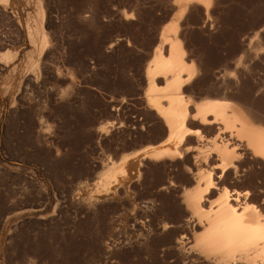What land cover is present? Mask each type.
Segmentation results:
<instances>
[{
    "label": "rangeland",
    "instance_id": "374dc122",
    "mask_svg": "<svg viewBox=\"0 0 264 264\" xmlns=\"http://www.w3.org/2000/svg\"><path fill=\"white\" fill-rule=\"evenodd\" d=\"M200 5L178 18L174 0H0V264H211L191 247L201 229L181 204L193 187L182 166L142 160L131 198H90L118 157L163 138L144 75L172 20L201 71L234 73L236 88L252 80L264 117V0ZM243 162L236 178L214 177L204 208L224 188H264V161Z\"/></svg>",
    "mask_w": 264,
    "mask_h": 264
},
{
    "label": "bare ground",
    "instance_id": "6f19581e",
    "mask_svg": "<svg viewBox=\"0 0 264 264\" xmlns=\"http://www.w3.org/2000/svg\"><path fill=\"white\" fill-rule=\"evenodd\" d=\"M174 2L178 5L175 12L178 18L183 16L189 4H204L206 8L208 4V0H174ZM178 32L177 20H172L165 29L163 27L160 41L154 48L144 75L146 79L144 97L148 108L158 119L155 129H158L160 134L155 141L163 138L156 145H147L133 153L118 157L116 162L106 168L100 181L94 183L95 187L90 198L98 201L109 196L131 198L129 188L141 175L139 167L142 160L167 159L170 162L167 161L169 167L182 166L184 175H188L193 183L190 190L181 193V204L188 213L187 220L201 229L197 234H194L197 232L196 229L193 230L195 232H192L194 238L191 247H196L202 257L211 264H264L263 186L254 185L251 188L249 187L251 183H246L242 191L235 189L230 191L224 188L215 197L216 199H213L214 201L209 202L208 208L203 207L206 205V195L218 187L219 182L216 178L220 180L236 178L239 169L244 165L245 156L249 155L255 161L256 159L264 161V126L262 125L264 117L261 113L258 114L259 109L256 111L253 109L256 108L255 100L258 99L253 97L252 100V94L257 88L250 83L252 80L247 81L248 83L245 80L244 88H236L237 78L234 77V73L231 74L226 70L210 72L213 70L204 68L201 71V67L199 68L191 59L192 54L189 55L188 46L186 47L183 38L178 36ZM249 41L251 42V39ZM247 48L245 51L253 52V55L258 50L252 51L254 48L249 45ZM240 49L244 48L240 47ZM233 50L235 53L237 49ZM207 52H210L209 57H212L214 62L218 61L219 54L211 53L210 49ZM240 57L231 62L234 68L240 66V61L243 60ZM253 57L255 58V55ZM253 57L251 58L254 59ZM226 60L225 58V62L229 59ZM233 77L235 81L232 80ZM248 105L250 107H247ZM192 140L194 142L206 140V145L191 146L189 144ZM188 158L192 159L195 169L184 167L183 161L175 162L177 159ZM255 191L258 193L255 194ZM120 192L122 195H119ZM212 202L214 206L216 205L214 208H211ZM130 203L131 211H134L136 203ZM161 210L165 212L172 210V215L176 217L179 206L176 202H169L162 204ZM178 245L181 247L183 242L180 241Z\"/></svg>",
    "mask_w": 264,
    "mask_h": 264
}]
</instances>
